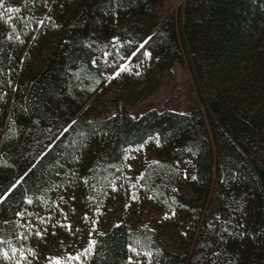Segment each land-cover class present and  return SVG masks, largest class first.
I'll return each mask as SVG.
<instances>
[{
	"label": "trees",
	"instance_id": "obj_1",
	"mask_svg": "<svg viewBox=\"0 0 264 264\" xmlns=\"http://www.w3.org/2000/svg\"><path fill=\"white\" fill-rule=\"evenodd\" d=\"M158 1L3 0L0 264H19L2 251L25 243L29 201L50 210L65 195L105 197L126 149L150 139L158 164L191 161V202L218 204L215 216L195 213L184 248L153 249L152 264H264V0H185L183 23L172 13L152 31ZM96 31L127 41L128 54L142 42L169 63L187 53L205 110L79 114L99 86L78 95ZM131 244L125 225L110 226L86 263L125 264Z\"/></svg>",
	"mask_w": 264,
	"mask_h": 264
},
{
	"label": "rangeland",
	"instance_id": "obj_2",
	"mask_svg": "<svg viewBox=\"0 0 264 264\" xmlns=\"http://www.w3.org/2000/svg\"><path fill=\"white\" fill-rule=\"evenodd\" d=\"M184 4L185 0H159L145 24L153 25L155 31L172 13L183 23ZM87 42L93 67L78 69V95L85 98L99 86L79 114L86 110L91 118L99 119L122 111L139 117L153 109L205 110L207 94L196 82L187 53L181 61L169 63L144 49L142 42L128 54L127 41L104 31L89 33ZM6 101L0 98V149ZM155 148L154 139L128 147L119 174L107 178L112 185L105 197L65 195L50 210L29 201L20 213L26 241L18 247L9 245L2 251L4 257L19 264H87L97 235L115 225H125L132 233L125 264H152L155 248H184L197 219L195 213L202 210V219L207 213L215 216L218 204L214 201L210 208L208 202H191V161L158 164Z\"/></svg>",
	"mask_w": 264,
	"mask_h": 264
},
{
	"label": "snow or ice",
	"instance_id": "obj_3",
	"mask_svg": "<svg viewBox=\"0 0 264 264\" xmlns=\"http://www.w3.org/2000/svg\"><path fill=\"white\" fill-rule=\"evenodd\" d=\"M0 6H2V0H0ZM8 11H12V9H8Z\"/></svg>",
	"mask_w": 264,
	"mask_h": 264
}]
</instances>
